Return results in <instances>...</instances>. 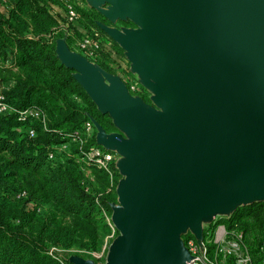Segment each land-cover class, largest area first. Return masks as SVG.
Wrapping results in <instances>:
<instances>
[{"label": "water", "instance_id": "water-1", "mask_svg": "<svg viewBox=\"0 0 264 264\" xmlns=\"http://www.w3.org/2000/svg\"><path fill=\"white\" fill-rule=\"evenodd\" d=\"M89 4L107 5L98 12L109 22L135 26L99 29L125 52L133 73L160 85L156 111L119 77L71 51L66 37L55 41L61 64L117 129L107 134L88 118L96 145L118 155L124 176L119 206H110L120 235L105 264H186V229L202 248L193 211L217 197L249 200L264 191V0ZM185 201H193L191 212L178 209ZM69 263L94 264L76 256Z\"/></svg>", "mask_w": 264, "mask_h": 264}, {"label": "trees", "instance_id": "trees-1", "mask_svg": "<svg viewBox=\"0 0 264 264\" xmlns=\"http://www.w3.org/2000/svg\"><path fill=\"white\" fill-rule=\"evenodd\" d=\"M5 1L8 9L0 6V88L15 110L33 108L43 117L19 119L18 113L0 114V264H70L67 259L60 261L50 249L95 251L100 247L109 232L102 215L111 214L112 196L106 189L109 177L86 166L99 187L85 192V174L74 159L64 158L51 167L47 155L55 146L69 142V136L89 116L106 133L115 128L75 81L74 71L56 56L55 41L63 37L64 15L55 0ZM77 11L81 18L103 20L92 10ZM70 30L68 46L78 32L77 26ZM113 47L112 41V47L100 55L110 56ZM27 128L33 129V137ZM95 146L93 135L82 151ZM71 152L78 153L75 144H71ZM15 191H24L26 197L12 199ZM42 204H50L52 209L40 215ZM220 222L227 230L242 233L249 264H262L264 202L238 207ZM206 247L213 257L215 245ZM223 264H236L235 257L227 256Z\"/></svg>", "mask_w": 264, "mask_h": 264}, {"label": "rangeland", "instance_id": "rangeland-1", "mask_svg": "<svg viewBox=\"0 0 264 264\" xmlns=\"http://www.w3.org/2000/svg\"><path fill=\"white\" fill-rule=\"evenodd\" d=\"M78 10L88 11L92 10L95 13H99L100 10H106L107 5L100 6L99 8H91L89 4V0H76ZM129 21H120L116 20L114 22H109L107 19L103 17V20L92 19V21L84 19L83 17L79 19L77 23V31L76 37L69 41V49L71 51L76 52L75 50V38L79 37V33L89 29H99V26H107L113 29L125 30V29H133L135 26ZM67 43V42H66ZM115 43V42H114ZM68 45V44H67ZM114 53L110 56L108 55H100L97 59L93 61V63L98 67V69L105 74L114 75L120 78V80L125 84L129 94L132 97H136L141 99L146 105L154 108L156 111H159L158 107V99L156 95V90L160 88V85L151 82L144 81L140 77H138L135 73L131 71L130 61L127 59L125 52L115 43V47H113ZM91 117L95 124L102 127V125L98 122L96 118ZM110 118V117H109ZM110 121L115 128L113 121L110 118ZM95 129V128H94ZM103 129V127H102ZM104 130V129H103ZM105 131V130H104ZM117 129L115 128V132ZM113 133V132H112ZM110 134V133H107ZM114 170H112V177L109 178V184L106 186V189L111 192L112 199L110 201V206H119V202L117 199L116 189L120 180L124 178L123 175L119 173V170L115 167V163L113 164ZM88 175V176H87ZM86 176L89 177V184L95 185V188L99 187V183L96 180L95 174L93 171L88 170L86 172ZM6 186L10 184H5ZM9 187V186H8ZM10 189V188H9ZM260 200H264V191L257 190L255 191L249 200L244 199L241 196H234L230 200L222 199L221 197H217L214 199L213 205L208 208L193 211L196 215L198 222L202 226V242L204 246L208 243L217 242L221 247H225L226 249L229 246L228 241H236L235 237L232 235L227 238L225 225L220 222L225 219H229L232 215L233 210L236 207H241L243 205H247L253 202H258ZM193 201H185L178 206L183 212H191V205ZM52 206L50 204H42L39 208L38 214L43 215L44 213L50 211ZM104 220L109 228L108 235L102 240L100 247L95 251H78L76 249L70 250H62L51 248L50 251L61 261L63 259H67L69 262V258L72 256L80 257L85 261H90L94 264H105L106 257L108 254V249L110 245L115 242L120 233L114 227L113 222L111 220V214H103ZM180 239L183 241L184 247L187 249L188 242L192 243L193 247L202 248L197 243L195 237L190 232L189 228L186 229L185 234L180 235ZM187 239V240H186ZM186 240V241H185ZM243 244L244 237H243ZM198 250V249H197ZM219 261V259H218Z\"/></svg>", "mask_w": 264, "mask_h": 264}, {"label": "built area", "instance_id": "built-area-1", "mask_svg": "<svg viewBox=\"0 0 264 264\" xmlns=\"http://www.w3.org/2000/svg\"><path fill=\"white\" fill-rule=\"evenodd\" d=\"M60 6L64 15V24L60 25L63 28V37H72L71 28L76 27L80 19V15L77 11L76 0H55ZM0 6L3 9H8V3L5 0H0ZM75 51L84 56L88 61L93 62L97 59L104 49L112 47V40L109 39L104 33L102 34L98 29H89L81 33L80 37L75 38ZM18 113L19 119H25L26 117H32L39 119L43 117L41 113L33 108L25 109L23 111H17L6 103L3 88H0V114ZM30 137L34 136L33 129H26ZM95 136V129L90 120L86 121L80 129L73 132L69 136V142L55 146L47 155V162L51 167L56 164L63 163L64 158H72L78 165L80 171L84 172L85 178L82 182V186L85 192L91 193L95 185L89 184V177L86 176L88 170L86 166L91 165L97 170L104 171L108 177H112V165L117 161L118 155L114 152L107 151L99 146L90 147L86 151H82L88 141ZM71 144H75L78 148V153L71 152ZM26 197L24 191H15L11 193V198L14 200H22ZM235 237L234 241H228L229 246L226 249L221 247L217 242H213L215 250L213 257L208 253L207 247L199 249V247H193L191 242H188L187 251L190 255V260L186 264H223L227 256H234L236 264H249L250 257L246 252L243 244V235L238 231H226V236L229 238ZM230 237V238H232ZM198 249V250H197ZM261 249L264 250V241L261 245ZM219 259V261H218ZM264 264V260L262 261Z\"/></svg>", "mask_w": 264, "mask_h": 264}]
</instances>
